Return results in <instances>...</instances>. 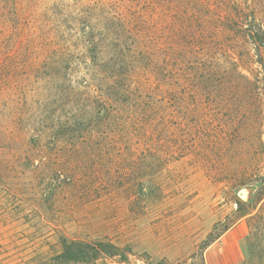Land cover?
Masks as SVG:
<instances>
[{
  "label": "rangeland",
  "instance_id": "rangeland-1",
  "mask_svg": "<svg viewBox=\"0 0 264 264\" xmlns=\"http://www.w3.org/2000/svg\"><path fill=\"white\" fill-rule=\"evenodd\" d=\"M182 13L163 0H0V264H52L59 237L131 251L90 264H183L197 252L264 264L249 255L246 219L205 244L234 219L237 182L264 166V116L236 76L193 75L197 50L245 75L251 47ZM83 32L149 52L131 78L149 90L121 104L90 88Z\"/></svg>",
  "mask_w": 264,
  "mask_h": 264
},
{
  "label": "trees",
  "instance_id": "trees-1",
  "mask_svg": "<svg viewBox=\"0 0 264 264\" xmlns=\"http://www.w3.org/2000/svg\"><path fill=\"white\" fill-rule=\"evenodd\" d=\"M168 5L175 3V8L182 11L186 18L192 17L197 22L198 32L215 35L216 39L224 33L238 34L247 41L251 50L250 56L253 68L247 70V74H241L238 68L235 72H229L228 68H222L214 58L197 50L195 58V71L193 75L198 83L208 85L214 77H227L230 74L244 84L247 94L246 106L258 111L264 116V0H163ZM88 40L82 56L85 59V67L89 76L94 77L96 89L108 100H119L121 104L128 103L141 97L142 91L148 88H140L131 83V78L137 69L134 63L145 59L149 54L140 49L125 52L117 44L107 49L94 42L96 35L92 32L85 33ZM91 37V40H90ZM175 53V51H174ZM135 54L137 56L132 57ZM136 59L135 62L133 61ZM213 61V62H212ZM161 71L164 72L163 69ZM165 73V72H164ZM208 82V83H207ZM132 98V99H131ZM150 106L154 108L151 102ZM139 122V118L136 120ZM77 124L80 120H76ZM264 151V144H263ZM256 169V168H255ZM247 178L237 182V194L233 198L236 209L233 212L234 219L226 218L225 222L214 226L208 234L206 247L219 238L220 227L222 233L226 232L236 221L246 219L248 235L246 244L249 255H257L258 259L264 258V166L261 170ZM248 191V196L243 192ZM54 252L49 261L52 264H90L99 259L118 258L121 263L128 260L131 251L128 248L119 247L111 242L82 241L59 237L54 244ZM183 264H206L202 252L193 253Z\"/></svg>",
  "mask_w": 264,
  "mask_h": 264
}]
</instances>
